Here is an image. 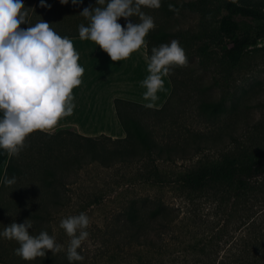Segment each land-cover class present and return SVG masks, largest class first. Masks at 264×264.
<instances>
[{
  "label": "trees",
  "instance_id": "1",
  "mask_svg": "<svg viewBox=\"0 0 264 264\" xmlns=\"http://www.w3.org/2000/svg\"><path fill=\"white\" fill-rule=\"evenodd\" d=\"M23 2L35 11L46 10L45 21L66 30L69 34L61 36L69 38L79 37L78 25L88 23L79 15L83 8L96 6V0H83L79 5H73L71 0L67 5L59 0H44L50 7H41V0ZM169 3L179 12L198 16L196 28L178 25L172 32L181 44H197L211 38L219 47L218 52H210L206 47L198 49L199 64L203 66L235 64L264 37V0H161L159 9L142 7L156 25L145 37L148 56L152 47H158L161 29L157 19L172 13ZM118 23L126 26L127 21L120 18ZM20 27L27 28L28 24ZM182 74L180 67H172L168 75L171 92L160 108L148 109L135 102L114 100L124 138L74 133L79 139L78 156L49 149L47 159L44 157L40 165L27 163L28 173L31 177L39 175L38 180L20 181L23 172L18 156L23 150L18 156H10L0 183V232L12 222L30 219V234L47 231L54 236L50 223L65 205L56 193L60 175L91 163L103 169L134 167L131 175L122 174L123 192L132 194L135 186L142 185L155 189L157 194H132L109 223L88 231L98 243L96 262L91 264H264V122L252 124L255 132L236 135L232 128L234 116L223 106L234 99L235 91H228L225 83L216 78L213 86L223 96L212 104L208 96L201 94L197 112L201 123H213L207 111L225 109L228 118L217 135L194 132L186 136L170 128L171 124L165 126L166 130L155 131L139 117L140 113L150 112L165 122L170 103L190 97L192 84L182 81ZM244 117L243 123L249 126L248 116ZM59 131L48 134L36 130L29 135L54 138ZM210 150H219L215 160L204 158ZM191 158L196 161L190 166L176 164ZM158 162L174 164L175 170L163 172ZM5 175L15 177L16 183L5 186ZM166 192L171 195L166 196ZM8 207L13 209L9 220L4 216ZM18 246L15 240L0 238V264H70L67 247L60 253L53 255L48 251L44 258L25 261L14 255ZM80 250L77 251L84 256ZM71 264L88 263L85 258Z\"/></svg>",
  "mask_w": 264,
  "mask_h": 264
},
{
  "label": "clouds",
  "instance_id": "2",
  "mask_svg": "<svg viewBox=\"0 0 264 264\" xmlns=\"http://www.w3.org/2000/svg\"><path fill=\"white\" fill-rule=\"evenodd\" d=\"M67 5L69 0H59ZM73 5L83 0H71ZM41 7H50L41 0ZM142 7L159 9L161 0H96V6L83 8L80 16L87 25H78L80 40H89L107 53L111 61L128 59L145 45V37L156 25L152 16ZM31 8L23 0H0V148L10 156H18L27 147L26 137L36 130L51 133L61 118L71 116L76 107L72 91L81 85L84 68L78 63L80 57L72 40L59 35L43 19L30 21ZM168 10L179 12L173 4ZM138 17L132 23L129 18ZM124 18L127 23H118ZM28 24L27 28L20 25ZM149 75L141 81L145 108L155 109L157 93L164 90L163 77L168 76L173 66L187 67L185 50L178 40L151 48L145 55ZM16 178L4 176L3 184L12 186ZM90 218L84 212L61 219L59 227L69 237L66 249L70 262H82L85 257L77 250L90 233ZM33 223L12 222L0 232V238L15 240L18 247L14 255L25 261L44 258L48 251L57 254L65 251L55 236L47 231L32 235Z\"/></svg>",
  "mask_w": 264,
  "mask_h": 264
},
{
  "label": "rangeland",
  "instance_id": "3",
  "mask_svg": "<svg viewBox=\"0 0 264 264\" xmlns=\"http://www.w3.org/2000/svg\"><path fill=\"white\" fill-rule=\"evenodd\" d=\"M40 19L44 21L47 19V11L44 9L36 11L31 9L30 20L37 22ZM157 21L159 29H161L158 36L159 46L160 44L169 43L173 39L178 40L172 33L176 31L178 25H189L196 28L198 16L189 12H178V14L172 12L169 15H161ZM131 22H139L138 17H132ZM51 27L59 35L69 34L61 27L53 25ZM211 27H214V25L212 26L211 24ZM180 46L185 50L188 60L187 67H180V71L183 73L180 78L182 81L189 80L193 88L195 87L191 89L192 86L190 85V97L188 99L183 97L181 100H173L164 117L165 122H162L163 119L160 121L161 117L155 116L150 112L140 113L139 117L144 122H147L150 127H153L155 131L161 132L163 129L166 130L165 126L171 124L170 128L185 135L194 132L217 135L218 132L223 130L222 126L228 118L225 109L218 110L215 113L207 111V114L211 115L210 118L213 123H201L197 112L201 94L208 96V102L212 104L219 102L221 96H223L220 89L213 86L214 78H216L220 80L221 84L222 81L225 83L224 87L228 91H235L234 99L228 100L223 104L227 111L229 110L234 116L232 128L235 134L240 135L246 131L255 132V128L251 127L252 124L264 122V42H261L260 46L256 44V46L249 48L235 64L221 66L213 64L203 66L199 64L200 59L197 55L199 48L206 47L210 52L219 51V47L211 38L197 44L188 43L183 45L180 43ZM244 116H248L249 126L243 123ZM78 143L79 139L69 129L60 130L54 138L42 134L28 135L25 140L27 147L18 156V163L23 172L20 181H27L33 178L35 180L39 179V175L31 177L30 171L25 166L27 163L32 164L33 162L36 165H40L45 161L44 157L47 159L49 149L55 152L69 151L71 156H78L79 152L76 150ZM218 146L222 148L221 145ZM218 155L219 150H210L204 153V158L209 161L215 160ZM195 161L196 158H191L179 160L176 164L190 166ZM157 164L163 172L175 170L174 164L167 162H158ZM133 171L134 167L129 169H122L121 167L103 169L96 163H91L80 170L69 171L60 175L56 181L59 184H55L57 185L56 193L65 205L60 208L61 212L56 214L50 223L57 243L67 247L69 242V237L59 227L60 221L63 218L84 212L90 218V226L86 229L90 231L109 223L114 214L118 212L121 203L125 202L132 194L135 196L157 194L155 189L142 185L135 186L132 194L123 192L124 188L122 189V185L125 183V180L122 174L129 173L131 175ZM165 195L170 196L171 194L166 192ZM68 199H71L69 204H67ZM12 215L13 209L12 207H8L4 216L9 220ZM97 246L98 243L91 236L82 243L80 252L84 253L88 264L96 262L94 254Z\"/></svg>",
  "mask_w": 264,
  "mask_h": 264
},
{
  "label": "crops",
  "instance_id": "4",
  "mask_svg": "<svg viewBox=\"0 0 264 264\" xmlns=\"http://www.w3.org/2000/svg\"><path fill=\"white\" fill-rule=\"evenodd\" d=\"M79 54V65L84 68L80 86L73 89L76 105L71 116L61 118L51 133L69 129L84 137L107 136L113 139L124 138L125 133L118 122L114 100L121 99L141 105L148 103L143 100L146 91L141 81L146 78L147 62L146 46H142L131 56L119 62L111 61L107 53L89 40L79 37L70 38ZM164 90L157 93L159 99L156 108L163 106L171 92L168 76L163 77ZM10 155L0 148V183Z\"/></svg>",
  "mask_w": 264,
  "mask_h": 264
},
{
  "label": "built area",
  "instance_id": "5",
  "mask_svg": "<svg viewBox=\"0 0 264 264\" xmlns=\"http://www.w3.org/2000/svg\"><path fill=\"white\" fill-rule=\"evenodd\" d=\"M261 42H264V37L261 38V39H258V40H257V44H258V46H260Z\"/></svg>",
  "mask_w": 264,
  "mask_h": 264
}]
</instances>
